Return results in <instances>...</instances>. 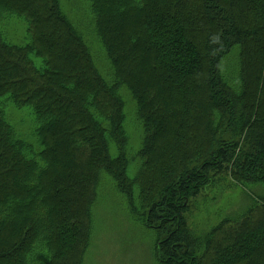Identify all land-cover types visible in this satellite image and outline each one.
<instances>
[{
	"label": "trees",
	"instance_id": "trees-1",
	"mask_svg": "<svg viewBox=\"0 0 264 264\" xmlns=\"http://www.w3.org/2000/svg\"><path fill=\"white\" fill-rule=\"evenodd\" d=\"M87 2L83 28L61 0H0V264H83L109 179L158 264H264V0ZM222 177L247 201L196 234Z\"/></svg>",
	"mask_w": 264,
	"mask_h": 264
},
{
	"label": "rangeland",
	"instance_id": "rangeland-1",
	"mask_svg": "<svg viewBox=\"0 0 264 264\" xmlns=\"http://www.w3.org/2000/svg\"><path fill=\"white\" fill-rule=\"evenodd\" d=\"M61 3L66 6L78 27L86 28L87 19L90 25V16L86 13L87 0H61ZM71 7L73 10H69ZM10 23L6 29L9 36L7 38L15 43L24 42L25 25L23 23L14 25L17 22L13 21ZM97 52L100 55L99 64L102 68L106 67L100 49ZM125 101L130 121L126 131L130 135L131 147L138 148L141 143L140 131L128 94H125ZM13 113H15L13 125L17 131L20 130L17 122L21 124L23 131L34 128L35 119L30 110L16 109ZM221 179L218 185L205 187V190L193 199L190 210L186 213L187 223L196 234L209 229L228 213L240 210L247 201L244 192L233 184L232 178ZM104 184L106 190L101 189L99 200L93 207L94 229L83 264H158L155 258L153 231L131 215L126 200L122 193L115 189L112 180H106Z\"/></svg>",
	"mask_w": 264,
	"mask_h": 264
}]
</instances>
